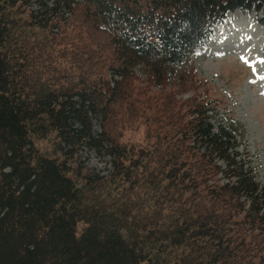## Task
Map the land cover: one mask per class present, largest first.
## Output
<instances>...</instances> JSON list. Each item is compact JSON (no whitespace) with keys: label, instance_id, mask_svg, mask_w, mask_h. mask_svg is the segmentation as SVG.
I'll list each match as a JSON object with an SVG mask.
<instances>
[{"label":"trees","instance_id":"1","mask_svg":"<svg viewBox=\"0 0 264 264\" xmlns=\"http://www.w3.org/2000/svg\"><path fill=\"white\" fill-rule=\"evenodd\" d=\"M52 1L0 0V264H264L245 127L194 61L264 0Z\"/></svg>","mask_w":264,"mask_h":264},{"label":"rangeland","instance_id":"2","mask_svg":"<svg viewBox=\"0 0 264 264\" xmlns=\"http://www.w3.org/2000/svg\"><path fill=\"white\" fill-rule=\"evenodd\" d=\"M24 3L43 17L45 6L52 7L53 1L24 0ZM230 14L213 28L211 38L194 61L199 76L209 81L217 96L224 98L234 117L245 127L253 165L259 182L264 185V18L255 9ZM69 15L65 9L58 13L63 18ZM94 130L101 132L97 121ZM74 157L76 163L101 176L107 177L113 170L112 158L96 147L83 146Z\"/></svg>","mask_w":264,"mask_h":264},{"label":"bare ground","instance_id":"3","mask_svg":"<svg viewBox=\"0 0 264 264\" xmlns=\"http://www.w3.org/2000/svg\"><path fill=\"white\" fill-rule=\"evenodd\" d=\"M232 17H233V15L230 14V18H232ZM232 20H233V19H232ZM226 22H227V21H226ZM230 26H231V25H230ZM225 30H226V29H225ZM220 36H221V35H220ZM218 39H219V38H218ZM214 43H215V42H214ZM209 45H210V44H209ZM208 47H209V46H208Z\"/></svg>","mask_w":264,"mask_h":264}]
</instances>
